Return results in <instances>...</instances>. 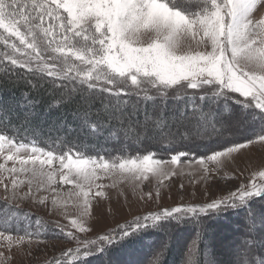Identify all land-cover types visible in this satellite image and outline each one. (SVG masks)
Here are the masks:
<instances>
[{
    "label": "snow or ice",
    "instance_id": "obj_1",
    "mask_svg": "<svg viewBox=\"0 0 264 264\" xmlns=\"http://www.w3.org/2000/svg\"><path fill=\"white\" fill-rule=\"evenodd\" d=\"M258 11H264V0H0V79L23 81L32 89H43L51 81L52 88L61 90L57 104L79 95L82 126L93 135L104 130L119 139L123 133L139 143L155 141L170 152L168 160L150 150L91 155L82 141L58 136L48 144L29 129L28 117L14 128L11 111L0 101V173L31 171L46 177L52 192L57 191L52 185L59 174V183L76 189L68 193L79 209L78 218H70L71 229L59 221L47 225L75 246L43 264H116L113 249L152 232L163 235L149 264H167L172 229L182 225L192 228L194 238L177 264H224L203 243L206 222L233 212L244 213L246 230L243 240L229 245L228 264H264V170L252 172L248 183L208 202L148 211L94 238L79 235L91 231L86 226L90 197L106 196L104 191L92 192L93 186L102 187L96 184L101 172L137 180H147L150 174L163 183L177 175L167 165L188 158L202 166L201 179L208 181L234 153L264 144V14L257 18ZM97 99L101 108L92 121ZM233 119L253 122L251 138L242 143L224 139ZM29 130L31 138L25 134ZM186 142L203 144L206 152L197 156L179 150ZM54 160L60 164L54 171L36 167L38 163L51 169ZM8 161L15 162L11 168L6 167ZM29 164L31 169L25 167ZM17 181L9 185L0 179L6 193L0 200V237L11 244L15 234V244H30L46 236L38 229L47 226L37 218L20 227L18 215L28 219L29 214L11 201L29 196L32 182L21 193L24 181ZM45 186L41 182L37 190ZM57 200L54 196V205Z\"/></svg>",
    "mask_w": 264,
    "mask_h": 264
},
{
    "label": "rangeland",
    "instance_id": "obj_2",
    "mask_svg": "<svg viewBox=\"0 0 264 264\" xmlns=\"http://www.w3.org/2000/svg\"><path fill=\"white\" fill-rule=\"evenodd\" d=\"M261 14H264V11H258L256 13L257 18ZM149 108L151 107L149 106ZM140 115L141 118H143L142 111ZM247 121L248 120H244L243 122ZM237 122L238 121H235L237 124L235 126H238L239 129L234 126V129H229L230 133H233V131L236 130L241 134L246 133L245 130L247 128L243 126L241 123L242 121L239 120V122ZM233 123L234 122L232 121L230 124ZM224 134L227 135V133ZM251 148H253V150L255 149L257 153H261L262 149H264V144L257 142L249 145L247 148L241 149L238 153H234L233 157L239 155L240 152H244L245 150ZM21 155L27 154L21 153ZM187 159L188 158L181 159V163L179 165L169 163L167 167L177 172V175L171 176L169 179L164 180L163 183H158L156 178L150 174L147 180H144L143 178L137 180L132 177L122 176L121 174L105 175L102 172L99 173L100 179L96 181V184H99L102 187L96 188L93 186L92 192L95 193L96 191H104L106 196L95 197L94 199L90 197L92 207L90 209V215L86 218V226L89 227L91 231L87 233H80L79 235L81 239L94 238L98 234H103L105 230L115 228L118 225L131 220L134 216L146 214L148 211H158L161 208L174 207L181 203L208 202L211 199L226 195L229 191L234 190L241 182L248 183L252 172L264 170L263 155L256 163L242 164L243 169L241 171L236 170L238 167L227 165V162L225 167L220 172L214 174L213 179L204 181L201 179L202 166L195 162L189 163L187 162ZM0 163H4L3 158H0ZM14 163V161H8L6 167L11 168ZM16 167H20V165L16 163ZM25 167L31 169L32 165L29 164ZM36 167L37 169L42 167L45 171H54L60 168V164L58 160H54L51 169H49L46 165L41 166L38 163ZM17 177L18 184L19 181H24V183L20 184L18 188V191L21 193L27 192L29 189L28 181L32 182V191L29 196L23 199L11 201V204L19 206V208L22 209V212L28 213V218L31 219L30 223H28L27 219H23L24 215H18L17 222L21 228L28 224H34L37 218H39L45 225L49 224L51 221H59L61 224L69 225V229H71L70 218L73 216L78 218L79 213V209L72 203V200L75 198L68 195L70 190L73 192L76 191L73 186L59 183V174H57V183L52 185V187H55L57 191L52 192L50 188L47 187L46 177L33 176L31 171L11 174L4 171L0 173V179H3L4 183L9 185H11V180ZM41 182H44L46 186L37 190V186ZM181 185H183V187H181ZM149 193H151V195H149ZM157 193H159V195H157ZM5 195L6 193L3 187L0 186V200H2ZM54 196L58 198L56 205L53 204ZM43 197H47V199L43 204H41L39 203V200ZM65 200L68 201L67 204H63V201ZM3 207V204H0V208ZM64 209H66V215L62 214ZM12 211H14V209H12ZM229 222L234 223V221L231 222L226 219L224 223H226L227 226L224 227L222 224H219L221 225V228L218 230V224L216 228L213 227V229L210 227L213 225V222L207 221V225H211L207 230V236L203 242L210 246L208 251L218 254L220 260L224 261V264H228V261L231 259L228 254L229 245L235 243L233 241L236 240L234 239L230 241L228 239L231 232L230 230H233V226L231 228L229 227L231 226ZM182 226L179 228H182ZM179 228L176 227L175 229H172L173 234L170 242L172 239L173 241L170 243V245H172L170 246V251L167 255V264H177L180 260L181 252L187 251L185 245L189 244L190 237H193V234L185 237L184 234L186 233L181 231ZM186 228L190 229V226H187ZM38 230L46 231V236L40 239H34L30 244L27 242L19 245L15 244V234H13V242L11 244L4 238L0 237V252L4 253V256L0 257V264H43L45 260L58 255L67 247L75 246L74 241H70L69 238L65 237L62 233L53 230L50 226H48V228L46 227ZM190 230L192 231V228ZM182 237L184 240H180ZM152 240V237L149 236H147V238L141 237L140 239L133 240L126 245L113 249L111 255L113 256L114 261H116V264H130V262L131 264H149V261L152 258L150 254L152 251L148 253H146L147 251H144L148 249V244H150ZM223 240H226L227 242H224ZM182 245L183 247H181ZM201 248H203V244H201ZM258 250L260 251V249H257V252ZM129 259L133 260L129 261ZM93 261L92 264H97V261Z\"/></svg>",
    "mask_w": 264,
    "mask_h": 264
},
{
    "label": "trees",
    "instance_id": "obj_3",
    "mask_svg": "<svg viewBox=\"0 0 264 264\" xmlns=\"http://www.w3.org/2000/svg\"><path fill=\"white\" fill-rule=\"evenodd\" d=\"M6 81L7 78L0 79V101L4 102L5 106L11 111L12 126L14 128L17 127L24 121V117L27 115L26 117H28L29 129L34 130L35 133L40 137V139L43 140L45 143L51 144L53 138L58 136L61 140L67 138V140L73 143H78L82 141L85 145L86 151L91 155H96L97 152L101 155H105L114 152L119 153L121 151L125 153L135 154L139 151L150 150L157 153L158 158L169 159L170 152L167 150V147H162L155 141H145L143 143H139L134 138L125 136L123 133H121L119 139H117L116 137H109L104 130H102L101 133L98 135H93L85 127L82 126L81 117L78 114V108L80 106L77 101L80 100L79 95H75L73 97L72 102H68L65 104H57L56 100L60 99L61 90L52 88L51 81L44 83L43 89H32L27 86L23 81L19 80H17L15 83H7ZM103 98L105 100L108 99L106 95ZM132 100L133 102H135V97H133ZM29 101H31L33 105L31 108L29 107ZM149 106L151 107L150 104L148 105V107ZM168 106L169 108L173 106L171 101H169ZM100 108L101 104L99 103V99H97L91 109L92 121H95L97 119L96 112ZM100 119L103 120V116H101ZM236 120L237 119L232 120L234 123L229 124V128L234 129V126L236 125ZM258 126L259 125H257L256 127ZM251 129L252 128L249 127L246 133L247 135H245V133L244 135H242L237 131H234L233 133H230V131L226 132L227 135L224 134V139L231 138L232 142L242 143L247 137L250 138L252 132ZM31 130L25 133L29 138H31L32 136ZM222 140L221 143L224 142ZM199 147L201 148V150ZM199 147H197L195 143L186 142V146L180 148L179 150L192 151L195 152L197 156H199L206 152V148L203 146V144H201ZM240 213L243 212H236V214ZM236 214L234 215V217H237ZM243 217L244 216L240 218L243 219ZM240 218L239 220L234 221V223H230V227L233 226V230H230L231 232L228 239L230 241L236 239L235 241H233L235 243L244 239V237L242 236V232L246 230L244 224L241 223L243 220L240 222ZM23 219H25V217ZM214 219H216V221L220 219L222 221L225 220V218ZM30 221L31 219L28 218L27 222L30 223ZM49 224H46V226ZM216 226L217 224H213L211 225V228H216ZM219 227L220 226H218L217 228L219 229ZM175 228L176 227H174V229ZM223 241L225 242L226 240Z\"/></svg>",
    "mask_w": 264,
    "mask_h": 264
},
{
    "label": "bare ground",
    "instance_id": "obj_4",
    "mask_svg": "<svg viewBox=\"0 0 264 264\" xmlns=\"http://www.w3.org/2000/svg\"><path fill=\"white\" fill-rule=\"evenodd\" d=\"M65 104V103H64ZM66 109V108H65ZM62 110V109H61ZM234 120V119H233ZM239 120L240 119H237L236 121H238L239 122ZM240 121H242L241 123L243 124V126L245 127V128H247L246 130H245V132L247 133V130L249 129V127H251L252 128V121H250V120H248L247 122H243L244 120H240ZM237 122V123H238ZM241 124V125H242ZM237 125V124H236ZM258 125V123L256 124V126ZM231 127V126H230ZM236 128H238L239 129V127L238 126H235ZM235 128V129H236ZM242 128V127H241ZM230 129V128H229ZM232 129V128H231ZM252 130V129H251ZM233 131V130H232ZM237 131V130H236ZM235 131V132H236ZM250 131V130H249ZM234 132V131H233ZM251 132V131H250ZM250 132H248V133H250ZM245 133V135H247ZM243 134V133H242ZM244 135V134H243ZM245 138H246V136H245ZM247 138H249V137H247ZM231 139V138H230ZM222 141H224V140H222ZM138 147V146H137ZM202 147V146H201ZM200 148V147H199ZM198 150V149H197ZM200 150H201V148H200ZM203 150V149H202ZM264 155V149H262V152L261 153H257V151L254 149L253 150V148H251V149H247V150H245L244 152L242 151V152H240V154L239 155H237V156H234V157H232V159L230 160V161H228V163H227V165H232V166H235V167H238L236 170L237 171H241L242 169H243V166H242V164L243 165H245V164H248V163H256V162H258L260 159H261V156H263ZM249 172H250V170H249ZM110 202H111V200H110ZM106 208V207H105ZM108 209H110V208H108ZM22 210V209H21ZM236 214V212H233L230 216H228V217H224L225 218V220L227 219V221H236V220H239V218L240 217H242V216H244L243 215V213H240V214H236L237 215V217H234V215ZM239 213V212H238ZM223 218V219H224ZM234 218H235V220H234ZM244 218V217H243ZM225 220H224V222H225ZM243 219H241L240 218V222L242 221ZM210 222V221H209ZM221 219L220 220H217L216 221V223L215 224H222L224 227L225 226H227V224L226 223H224ZM239 222V223H240ZM237 223V222H236ZM242 223V222H241ZM214 224V223H213ZM229 224H230V222H229ZM243 224V223H242ZM211 225V224H210ZM210 225H208V228H209V226ZM239 225V224H238ZM219 226H221V225H219ZM187 226H182V228H179L181 231H183L184 233H186V234H184V236L185 237H187V236H191V234H192V231L190 230L191 229V227H190V229L189 228H186ZM211 227V226H210ZM230 227V226H229ZM243 227V226H242ZM220 228V227H219ZM231 228V227H230ZM229 229V228H228ZM240 229H241V227H240ZM239 229V230H240ZM208 230V229H207ZM217 230V229H216ZM219 230V229H218ZM238 231V230H237ZM180 232V231H179ZM215 232V231H214ZM213 232V233H214ZM239 232V231H238ZM177 233V232H176ZM175 233V234H176ZM212 233V232H211ZM174 234V235H175ZM233 234V233H232ZM163 235V234H162ZM162 235H161V233L159 234V233H155V232H152V233H146V234H143L141 237H146L147 238V236H149V237H152V241H151V243L150 244H148L149 246L147 247L148 249L147 250H142V251H144V252H146V253H148V252H150V251H152L153 250V248L156 246V244L159 242V240L162 238ZM173 235V236H174ZM179 235V234H178ZM183 235V234H182ZM181 236V235H180ZM220 236H221V234H220ZM172 238V237H171ZM212 238V237H211ZM150 239V238H149ZM219 239H221V238H219ZM133 239H131V240H129L128 242H126L124 245H126V244H128L129 242H131ZM180 240H184V238L182 237ZM185 240H186V238H185ZM172 241H173V239H172ZM171 241V242H172ZM175 241V240H174ZM170 242V243H171ZM179 242V241H178ZM177 243V242H176ZM183 243H185V242H183ZM172 245V244H171ZM181 247H183V245L181 246ZM179 250V249H178ZM136 251H138V250H136ZM136 251H134V252H136ZM259 251V250H258ZM140 252V251H139ZM145 253V254H146ZM117 254V253H116ZM129 254V253H128ZM130 254H131V252H130ZM130 254H129V256H130ZM144 254V255H145ZM151 254V253H150ZM147 255V254H146ZM128 256V255H127ZM141 256V255H140ZM148 257H149V254H148ZM124 258V257H123ZM132 258V257H131ZM137 258V257H136ZM138 259H139V257H138ZM119 260H120V258H119ZM131 259H129V261H130ZM133 260V259H132ZM131 260V261H132ZM127 261V260H126ZM134 261H136V260H134ZM133 261V262H134ZM139 261V260H138ZM145 261V260H144ZM94 262V261H93ZM124 262H125V260H124ZM132 262V263H133ZM137 262V261H136ZM94 264V263H93ZM120 264V263H119ZM130 264H131V262H130ZM134 264V263H133Z\"/></svg>",
    "mask_w": 264,
    "mask_h": 264
}]
</instances>
